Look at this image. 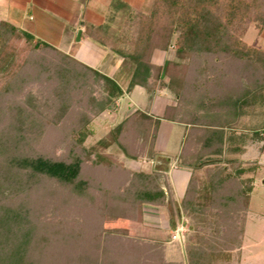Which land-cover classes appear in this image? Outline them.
Wrapping results in <instances>:
<instances>
[{"label":"trees","instance_id":"obj_1","mask_svg":"<svg viewBox=\"0 0 264 264\" xmlns=\"http://www.w3.org/2000/svg\"><path fill=\"white\" fill-rule=\"evenodd\" d=\"M83 36L132 65L126 88L60 48L0 17V264H215L240 253L256 166L242 167L264 123L241 124L264 105V51L240 37L264 0H151L147 10L113 0ZM156 50L169 53L162 64ZM172 53V54H171ZM167 80V81H166ZM136 85L148 99L174 95L160 117L135 109L86 145L92 121ZM261 112V111H260ZM161 119L186 126L178 165L191 168L180 202L190 220L185 257L138 235L144 206L178 209L167 174L135 170L154 160ZM251 132V133H250Z\"/></svg>","mask_w":264,"mask_h":264},{"label":"crops","instance_id":"obj_2","mask_svg":"<svg viewBox=\"0 0 264 264\" xmlns=\"http://www.w3.org/2000/svg\"><path fill=\"white\" fill-rule=\"evenodd\" d=\"M112 1L0 0V17L11 21L22 29L24 28V30L34 36L35 40L40 39L48 42L73 55L82 62L110 75L123 88H126L132 75V65L113 56L109 51L83 36L86 24L100 25L104 22V16L109 12ZM125 1L128 2L129 0ZM78 30H81L80 39L77 38ZM261 40H264V32ZM154 56L156 57L155 54ZM141 89L146 96L144 87L140 85H136L129 92L134 100L136 99L133 94ZM164 97L159 93L152 100L147 98V102L141 103L136 100L132 106V110L138 108L144 109L148 110L152 115L160 117L165 105L168 104H164L163 108L159 105L158 100L162 101ZM186 131L187 129L184 124L161 119L155 142V150L158 156L165 158L166 162L168 161L169 163L167 168L160 170L167 174L169 184L173 191L175 205L178 209V228H185L186 218L182 214L180 202L182 201L191 175V168L178 165V156ZM150 161L153 162L152 167L156 168L157 160ZM133 162L137 161L134 160ZM145 210L144 218L152 221L159 220V223L163 225L165 223H169V226L171 225L173 212L170 204L163 208L146 206ZM161 219L164 222H161ZM144 223L150 224L146 221Z\"/></svg>","mask_w":264,"mask_h":264},{"label":"rangeland","instance_id":"obj_3","mask_svg":"<svg viewBox=\"0 0 264 264\" xmlns=\"http://www.w3.org/2000/svg\"><path fill=\"white\" fill-rule=\"evenodd\" d=\"M128 2H130V4L134 5L135 7L143 8L145 10H147L151 4V0H129ZM263 32L264 31L259 30V28L256 26V22L253 21L249 27H247L242 33H239V37L246 44L252 45L264 51V40H261ZM155 52L154 54L156 57L153 54V61L158 64H162L165 59L169 57L168 52L162 50H156ZM159 93L163 97H167V99H165V97L162 98V101L158 100L161 108H163L164 104L166 103H174L176 97L168 88L158 89L156 94ZM133 95L134 98L139 102H147L148 95L146 93L145 96V93L142 92V89L137 90ZM136 100L133 99L131 94L126 93L122 99L117 100V110H105L99 116H97L90 125L92 135L88 137L86 145L91 146L100 139L104 138V136L113 126L133 112L134 109L132 110V106L135 104ZM255 111L256 112L248 115L241 122L243 126L245 125V127H247L248 131L249 129L251 131V128L261 126L264 123V105L262 106L258 104ZM262 137L263 140L261 141L259 139L252 142L250 141L246 147V151L243 154H231L230 156L242 159V167L256 166L254 171L249 170L243 174V178L250 176L254 177V189L251 193L250 206L247 214L241 252H234L231 259L219 261L215 264H264V132ZM107 151L118 158V160L123 161L125 165L132 169L145 171H151L153 169V162H151L149 159L144 157L137 160V162H133L134 160H130L125 157L122 150L116 144L111 145ZM156 160V168L164 170L169 166V163L168 161L166 162L165 158L158 156L156 157ZM146 206H144L143 212L146 211ZM145 221L150 224L144 223ZM162 221L163 220L161 219V222ZM168 224L169 223H165L163 225L159 223V220L152 221L150 219L144 218L143 224L136 225V232L141 237L164 241L166 244V258L168 260L178 261L183 259L186 255L185 239L186 233H188L187 230L190 229V220L186 219L185 228H183L185 233L184 235L183 233L177 234L176 228H173ZM174 235L176 237H174ZM182 235L183 237L181 238Z\"/></svg>","mask_w":264,"mask_h":264},{"label":"built area","instance_id":"obj_4","mask_svg":"<svg viewBox=\"0 0 264 264\" xmlns=\"http://www.w3.org/2000/svg\"><path fill=\"white\" fill-rule=\"evenodd\" d=\"M177 230V234H179V233H184V229H183V227L181 228H177L176 229ZM174 237H176L175 235H174Z\"/></svg>","mask_w":264,"mask_h":264},{"label":"water","instance_id":"obj_5","mask_svg":"<svg viewBox=\"0 0 264 264\" xmlns=\"http://www.w3.org/2000/svg\"><path fill=\"white\" fill-rule=\"evenodd\" d=\"M80 35H81V30L78 31V36H77L78 39H80Z\"/></svg>","mask_w":264,"mask_h":264}]
</instances>
